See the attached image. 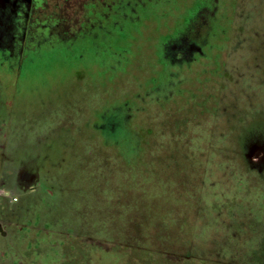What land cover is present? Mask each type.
<instances>
[{
    "label": "rangeland",
    "instance_id": "374dc122",
    "mask_svg": "<svg viewBox=\"0 0 264 264\" xmlns=\"http://www.w3.org/2000/svg\"><path fill=\"white\" fill-rule=\"evenodd\" d=\"M142 1L128 3L123 20L139 41L117 42L140 51L124 52L128 65L119 56L108 71L62 63L19 89L0 71V180L12 176L0 193V264H264V0H219L233 14L214 32L213 7L185 29L173 0ZM49 2L61 5L54 18L66 37L76 35L84 0ZM0 13V44L17 55L24 35L16 39L12 12ZM177 28L163 62L160 47ZM196 43L210 56L176 77L174 54ZM99 100L115 104L100 111L115 124L114 146L91 127ZM47 152L60 166L48 162L42 193L18 194V172L33 169L25 160Z\"/></svg>",
    "mask_w": 264,
    "mask_h": 264
},
{
    "label": "flooded vegetation",
    "instance_id": "af4514ba",
    "mask_svg": "<svg viewBox=\"0 0 264 264\" xmlns=\"http://www.w3.org/2000/svg\"><path fill=\"white\" fill-rule=\"evenodd\" d=\"M13 2L10 3L12 5V10L9 12H12L14 17L17 18L16 20V39H19V36L21 34L24 35V41L20 44L21 45V52L17 53V55H14L15 53L6 50V47L9 45H3L0 44V71H2V74L7 77L8 81H11L13 83V87H17L19 89V84L22 80L26 78H32L34 75L27 73L28 70H31L33 72H37V70L44 69L47 70L49 68L55 67V65L59 66L62 63L69 65L70 63L74 64H81L79 68V72L85 71V69H89V67H102L106 66L105 68L108 71L109 65L111 64V61L115 60L116 56L123 57L125 59L126 65H128L131 58L128 55H125V53H130L129 51L131 49L124 50L121 47H117V38L118 36L123 34V37H127L132 41L134 36L130 35L131 32H126L128 29H133L131 22L123 21L125 20V16H130V12H126V6L128 3H132V0H87L83 2V8H84V16L87 19L86 22H84L81 27V29L71 38L66 37L67 31L64 28V26L60 25V19L54 18V15H58V9L60 8V4L56 5L55 8L49 9L50 0H12ZM71 1V0H70ZM136 1V0H135ZM141 3L136 2V6L139 8H144V5L146 4L144 1L140 0ZM145 1H151L150 3H154L155 0H145ZM217 3L214 4V0H198L194 5H192L187 10H183L181 7L179 8L176 4H179V2H182V0H171L172 3L175 4V17L181 12L184 11L182 14L183 20L178 23L181 24L178 27H188L190 24V21H192L193 18L197 17L199 13L202 12L204 8L206 9H214L215 15L213 19V23L211 25L212 32H214L215 29H218L219 22L215 23V20H218L219 17H227L232 16L233 11L229 10V7L223 6L221 8L220 1L216 0ZM5 2L8 3L7 0ZM157 4V2H155ZM226 5H229L225 1ZM235 3L237 5V1L233 0L231 4ZM223 5V4H222ZM232 6V5H231ZM137 9L136 12L139 14V10ZM29 10V12H28ZM47 11L46 13L44 11ZM158 17L163 14L162 9L158 10ZM49 13V14H48ZM4 13L0 14L2 16ZM48 14L46 17L51 18V22L49 25H46L47 22H50L47 19L41 20V16L45 17V15ZM142 15V13H141ZM29 18V21L25 19L23 21V17ZM36 16V17H35ZM60 16V15H58ZM138 19L142 21V18L139 16ZM26 23L28 25L26 26ZM120 24V25H119ZM143 24V23H142ZM119 25V26H118ZM125 29V30H124ZM135 30V29H133ZM142 30V29H140ZM211 32V31H210ZM134 33H138L136 30ZM175 35H172L170 37L165 38V42L161 45L160 49L162 50V60L165 61L164 57H166L165 51V44L166 42H171V40L178 38V36L182 33L180 29H175ZM17 41L14 43L16 44ZM131 43V42H130ZM19 44V42H18ZM215 46V45H213ZM5 47V48H4ZM216 47V46H215ZM18 49V50H20ZM208 43L203 46H199L197 43L192 47L190 52H188L185 55H182L181 53L174 54L173 58L175 59V76L181 78L180 71H183V73L187 72L188 69L195 68L197 64H201L206 59H204L205 56H210V52L208 51ZM125 52V53H124ZM192 56V57H191ZM191 57V58H190ZM75 60L77 63L68 60L72 59ZM62 59H65L66 61H60ZM116 61V60H115ZM114 61V62H115ZM123 61L120 60V63ZM186 62V63H185ZM197 62V63H194ZM194 63V64H193ZM185 64L187 67L185 68ZM57 68V67H55ZM112 68V67H111ZM111 70V69H110ZM115 70V67L112 71ZM204 74L203 72L200 73L198 76L199 78L202 75L207 76V73H210L211 71L206 68ZM104 74L106 72L103 71ZM83 75V74H82ZM81 75V76H82ZM9 78V79H8ZM178 78V79H179ZM79 79H82L79 77ZM109 79V78H107ZM0 81H3L1 79ZM48 80H44V82H47ZM7 85L9 82H6ZM4 89V88H3ZM15 89V88H14ZM5 90V89H4ZM114 105V106H113ZM109 104L108 102L105 104L104 101H102V105H100V100L98 101V105L96 108L91 109V113H97L96 120H93L91 123V127H93L94 130L99 132L103 137V144L107 146H114L116 145V141L114 138V122L109 121L107 116L104 114H101V109H107V108H115V104ZM123 105V104H122ZM126 107H123L126 109L128 106V112L132 113L133 108L130 106L129 102L125 104ZM122 107V106H120ZM133 114V113H132ZM132 114H129L130 118L132 117ZM6 117V116H4ZM5 123V119L1 120V129L3 128V124ZM11 136L9 134V137L6 140V145L8 147L7 151H10L12 156L16 158L17 154V147L13 146L12 143H10ZM2 141V140H1ZM7 147H4L6 149ZM49 152V151H48ZM47 154H35L32 157L30 156V159L26 162H29L30 166L33 169H30V173L28 172H18V175L20 174V178L23 180V184L18 186V194H20L21 189L26 190L27 192H30V194H40L42 193V185L41 181L44 177H46L47 173V164L48 162H52L55 166H60L58 162L55 161H49L48 157H46ZM29 157V155H28ZM14 162H21V161H14ZM51 163V164H52ZM19 170V169H18ZM34 172V174H33ZM36 174V175H35ZM12 176L7 175L5 178L4 172L1 174V180H0V193L7 192L6 187H9V183L11 181ZM28 186H30L28 188ZM44 192V191H43ZM11 193V192H10ZM12 194V193H11ZM8 201L10 204H16V202L19 201L20 198H17V201L13 202L11 197ZM0 232L3 236L8 235L7 231L4 229L3 223H0Z\"/></svg>",
    "mask_w": 264,
    "mask_h": 264
},
{
    "label": "trees",
    "instance_id": "16d2710c",
    "mask_svg": "<svg viewBox=\"0 0 264 264\" xmlns=\"http://www.w3.org/2000/svg\"><path fill=\"white\" fill-rule=\"evenodd\" d=\"M134 34H135V38H133L132 41H130V39L127 38V37L124 38V37H123V34H122V35L118 36V38H117V42H118L119 40H122V39H123L124 42L127 41V42H136V43H137V42L139 41V37H138V36H140V34H139V33H134V31L130 33L131 36H132V35L134 36ZM137 38H138V39H137ZM131 52H134V53H140V51H139L138 49H136V47H135L134 51L131 50ZM124 69H126V68L124 67ZM124 69H123V70H124ZM35 72H36V71H35ZM27 73L34 75V74H33L34 72L31 71V70H28Z\"/></svg>",
    "mask_w": 264,
    "mask_h": 264
},
{
    "label": "water",
    "instance_id": "95a60500",
    "mask_svg": "<svg viewBox=\"0 0 264 264\" xmlns=\"http://www.w3.org/2000/svg\"><path fill=\"white\" fill-rule=\"evenodd\" d=\"M7 2H5V0H0V12L3 10V12L5 11H11L12 10V5L10 3H12V0H7ZM10 2V3H9ZM2 14V13H0Z\"/></svg>",
    "mask_w": 264,
    "mask_h": 264
},
{
    "label": "built area",
    "instance_id": "2783aa9c",
    "mask_svg": "<svg viewBox=\"0 0 264 264\" xmlns=\"http://www.w3.org/2000/svg\"><path fill=\"white\" fill-rule=\"evenodd\" d=\"M12 201H13V202L17 201V198H16V197H15V198H12Z\"/></svg>",
    "mask_w": 264,
    "mask_h": 264
}]
</instances>
